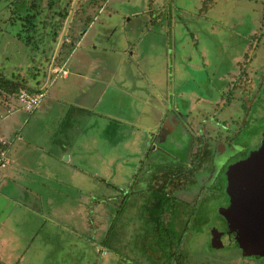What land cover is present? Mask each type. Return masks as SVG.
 I'll return each mask as SVG.
<instances>
[{
	"label": "rangeland",
	"instance_id": "374dc122",
	"mask_svg": "<svg viewBox=\"0 0 264 264\" xmlns=\"http://www.w3.org/2000/svg\"><path fill=\"white\" fill-rule=\"evenodd\" d=\"M5 1H0V76L19 74L33 89L43 76L32 75L35 67L28 70L30 57L47 66L41 84L47 81V86L34 88L45 95L32 113L23 112L14 98L10 102L19 109L23 137L12 140L8 150L13 162L0 171H10L20 182L28 176L27 185L38 197L16 199L12 182L0 192V229L6 225L0 264H149L139 247L122 243L123 228L115 224L121 219L119 205L114 207L144 150L143 127H152L164 109L170 110L171 101L193 114L195 129L216 115L217 121L209 120L203 129L212 135L225 131L218 124L222 121L231 127L233 117L238 120L235 114L242 121L239 104L248 94L249 80L257 79L256 93L264 95V30L259 46L249 37L263 27L264 0H214L204 16L198 15L202 0H99L92 6L68 0L67 46L55 68L59 43L25 46L1 21ZM144 11L153 18L160 12L165 19L147 22ZM85 20L93 23L90 29ZM229 90L234 98L230 106L215 113ZM252 125L250 133L261 131L258 123ZM14 130L8 125L6 135ZM16 148L28 149L30 170L18 171L15 159L22 158ZM218 220V206L209 197L188 226L179 224L185 232L181 251L192 264L237 259L232 245L211 244L221 241Z\"/></svg>",
	"mask_w": 264,
	"mask_h": 264
},
{
	"label": "flooded vegetation",
	"instance_id": "af4514ba",
	"mask_svg": "<svg viewBox=\"0 0 264 264\" xmlns=\"http://www.w3.org/2000/svg\"><path fill=\"white\" fill-rule=\"evenodd\" d=\"M241 73L237 75L239 79ZM237 77L233 81L235 84L240 81ZM256 80H249L248 94L240 99L242 121L239 114H235L238 120L233 117L234 123H228V126L232 124L231 127H225L223 121L218 123L220 128L225 129L218 135L203 130L207 129V122L214 118L202 119L204 125L199 123L195 129L193 114L180 110L175 101L170 102V110H164L155 118L152 127H143L147 135L141 146L144 150L136 159L120 198H127L122 216L126 225L134 221L137 228L135 234L153 229L152 222L148 225L144 223L150 215L143 218L141 212L149 201L148 188L156 190L161 187L159 176L163 175V171H168L167 175L176 171L192 173L193 183L187 189L167 187L166 198L170 208L167 210L165 207L160 214L179 230V224L183 222L185 226L189 215L196 217L200 205L211 197L218 206L217 223L220 224L217 235L221 241L216 247L232 245L236 249L234 257L237 259H231L228 264H264V95L256 93L259 90V81ZM232 90L227 92L215 113L230 106L234 99ZM254 123H258L261 131L250 133L249 129L256 126L252 125ZM173 143H176L174 148L171 147ZM199 151L204 155L209 152L210 158H196ZM155 212L159 213L158 206ZM152 217L156 218V215ZM135 236L125 237L124 246L136 245Z\"/></svg>",
	"mask_w": 264,
	"mask_h": 264
},
{
	"label": "trees",
	"instance_id": "16d2710c",
	"mask_svg": "<svg viewBox=\"0 0 264 264\" xmlns=\"http://www.w3.org/2000/svg\"><path fill=\"white\" fill-rule=\"evenodd\" d=\"M2 1V0H0ZM5 1V0H4ZM81 1V0H80ZM88 6L94 5L99 0H86ZM200 5V11L198 12L199 16H204L205 13L210 9L213 5L214 0H202ZM83 5V2L80 4ZM5 15L7 18H4L5 15L2 14L1 21L4 22V26L10 30V32L22 43L25 44L27 47L38 48L39 44L45 45L46 41L50 40L52 43H59L57 54L54 57L52 68L54 66H58V61L61 59L62 49L63 47L67 46L65 43V33L67 23L70 19V3L68 0H6L4 4ZM80 7V6H79ZM153 7H150V9ZM74 9V5L72 7ZM149 14V12H148ZM155 16L159 20L165 19L164 15L157 11L154 12ZM161 15L159 18L158 16ZM150 21L155 22V18L148 15ZM145 20V19H144ZM85 25L88 23L87 20L84 21ZM262 23L263 27H259L257 30L258 33H255L250 37V41L252 39L257 40L255 46H259L263 30H264V9L262 11ZM87 25V27H88ZM3 26V27H4ZM67 36V34H66ZM61 39H64V41ZM252 44V43H251ZM53 49V45L51 46ZM56 48V47H55ZM252 47L250 46V49ZM54 56V53H53ZM245 57L249 60L251 57H248V54ZM30 59V66H27L28 70L31 68H36V72L32 74L33 76H38L42 73L43 77L37 78L35 82L34 88L43 87L41 84L44 81L45 75L47 76V69L46 65L42 62L36 63L33 59ZM47 59V58H46ZM47 62V61H46ZM239 65H242V62H238ZM241 72L246 70V67H242ZM2 74V73H0ZM237 80L239 77H237ZM26 84L27 81L18 74L17 77H4L0 76V108L4 106V108L10 107L11 99H15L20 89H30L29 86ZM230 85V84H229ZM218 87V86H217ZM232 93V92H231ZM165 110V109H164ZM25 112V111H24ZM29 113V112H25ZM194 118V116H192ZM215 115H210L208 118H214ZM4 120V119H3ZM0 121V125L2 121ZM206 120V119H205ZM205 122H202L201 125L203 126ZM198 127L201 126L199 125ZM2 131L0 128V135ZM5 138L3 135H1ZM6 139V138H5ZM196 158L203 157L204 159L210 158L209 152L202 154L200 151L197 152ZM168 171H163V175L159 176L162 179V184L159 189L153 190L150 187L148 188L149 191V201L148 203L144 204V210L141 212V216L143 218H147L150 215L149 219H144V223L148 225L150 222L153 223L152 231L143 230L137 234V228H135V223L132 221L129 225L124 223V216H122L126 204L127 198H122L119 201V208L116 205L115 209L118 213H120L121 219L117 220L115 223L116 226H120L123 228L122 232V241L126 238H130L132 235H136L135 241L136 245L134 247H139L149 258V264H192L187 256L181 251L182 249V242L184 240L185 232L184 230H178L175 227V224L168 223V218L165 217L163 214H160L163 209L166 207L167 210L170 208V204L168 202V198H166V194L168 192L167 187L170 185L172 189H187L193 183V174L192 173H182L180 171H176L174 174L167 175ZM173 178H172V177ZM174 179V180H173ZM151 190V191H150ZM130 194V193H129ZM124 197V196H123ZM99 202V201H98ZM158 206L159 213L155 212L156 207ZM155 217H152L153 215ZM192 215H189L185 219V225L188 226L190 224ZM158 218V219H157ZM111 219V217H110ZM110 220L108 221V226ZM98 225L100 223H97ZM115 224L111 225L110 228H114ZM96 225V223H95ZM109 230V229H108ZM104 233V232H103ZM105 236V233H104ZM104 236L101 238V243H103ZM106 241V238H105ZM104 245V244H102ZM105 246V245H104ZM106 247V246H105ZM103 247V248H105Z\"/></svg>",
	"mask_w": 264,
	"mask_h": 264
},
{
	"label": "crops",
	"instance_id": "0c3cea01",
	"mask_svg": "<svg viewBox=\"0 0 264 264\" xmlns=\"http://www.w3.org/2000/svg\"><path fill=\"white\" fill-rule=\"evenodd\" d=\"M138 13V12H137ZM137 13H135V14H137ZM144 17H142L143 19L142 20H144L145 19V21H147L148 22V20H150L148 17V13H147V11H144V13L142 14ZM141 15V16H142ZM126 18V17H125ZM130 19V18H129ZM93 25V23L91 24V25H89L87 28L88 29H90V27ZM88 29H86L85 30V32H83V34L82 35H85L86 34V32H87V30ZM63 69H65V68H63ZM58 71V70H57ZM65 71V70H64ZM62 74H63V76L64 77H66L67 76V72H62ZM90 77V76H89ZM90 79L92 80V81H96V79L95 78H93V77H90ZM47 82V81H46ZM45 82V85H43V87H46L47 86V83ZM154 82H152L151 83V86L153 87L154 86ZM103 91V90H102ZM100 92V93H103V92ZM2 107V110H0V114H2V115H7L5 118H4V120L2 121V123H1V125H0V128H1V131H2V133H1V135H3L5 138H6V141H7V145H8V149H9V147H10V145H11V142H12V140L14 141V140H18V141H20V140H22V137H23V135H21L20 133H21V131H19V127L21 128L22 127V120H21V117L18 115V113H17V111L19 110V109H17V110H15V109H13V103H11L10 104V107L9 108H4V106H1ZM1 109V108H0ZM38 109V107L36 108V109H34L33 111H31V112H29V113H32V112H34V111H36ZM7 110H9V112L7 113ZM24 112V111H23ZM9 121V123H6V122H8ZM8 125H10L11 127H13V128H15V130L14 131H12V134L10 135V136H7L6 135V132H5V129L7 128V126ZM144 127H148L147 125H145ZM16 128H18L17 130H16ZM13 130V129H12ZM20 146H23L22 145V143L20 142ZM19 152V157H21L22 159V163L21 162H17V160L15 159V164H16V167L17 168H19L18 169V171L20 172V173H22L23 172V170H30V167H29V164H28V149L26 148V149H24V150H20V149H17L16 148V152ZM66 159L68 160L69 159V156L68 155H66ZM66 160V161H67ZM12 162H13V160L11 161V163H10V165L12 164ZM9 165V166H10ZM8 166V167H9ZM52 166H53V163H52ZM8 167H6V169L8 168ZM0 173H1V175H0V192L3 194V192H4V190H5V184H7V182L10 184L11 182L15 185V187H16V192H18L19 193V195L17 196L18 198H16V199H20V197L21 196H24V195H30V196H35L36 198L38 197V193H37V191H34L33 189H31V188H29L28 186L29 185H27V177L28 176H26L25 178H24V182H20V181H17L18 179H16V178H13L11 175H10V171H8V172H4V171H0ZM30 174V173H29ZM20 176H21V174H19ZM15 199V200H16ZM14 200V201H15ZM20 205H23V203L22 202H20L19 203ZM24 206V205H23ZM4 229H6V225L3 223L2 225H1V229H0V244H2V243H5V239H4V237H5V235L3 234L4 232H3V230Z\"/></svg>",
	"mask_w": 264,
	"mask_h": 264
},
{
	"label": "built area",
	"instance_id": "2783aa9c",
	"mask_svg": "<svg viewBox=\"0 0 264 264\" xmlns=\"http://www.w3.org/2000/svg\"><path fill=\"white\" fill-rule=\"evenodd\" d=\"M45 92L41 89H20L15 100L19 104L20 108L25 112H31L36 109L42 99L44 98ZM9 110H7V113ZM7 115L0 114V121L3 120ZM11 162L7 141L0 135V169L7 167Z\"/></svg>",
	"mask_w": 264,
	"mask_h": 264
},
{
	"label": "water",
	"instance_id": "95a60500",
	"mask_svg": "<svg viewBox=\"0 0 264 264\" xmlns=\"http://www.w3.org/2000/svg\"><path fill=\"white\" fill-rule=\"evenodd\" d=\"M228 215H229V217H230V212H229V214H228ZM211 244H212L213 246H215V247H216V245H214L212 242H211Z\"/></svg>",
	"mask_w": 264,
	"mask_h": 264
},
{
	"label": "clouds",
	"instance_id": "9594fccd",
	"mask_svg": "<svg viewBox=\"0 0 264 264\" xmlns=\"http://www.w3.org/2000/svg\"><path fill=\"white\" fill-rule=\"evenodd\" d=\"M57 71V70H56ZM9 155H10V153H9ZM11 159V158H10ZM12 161V160H11ZM11 163V162H10ZM5 168V167H4ZM2 169V168H1Z\"/></svg>",
	"mask_w": 264,
	"mask_h": 264
}]
</instances>
